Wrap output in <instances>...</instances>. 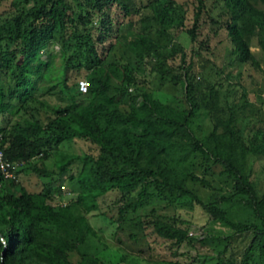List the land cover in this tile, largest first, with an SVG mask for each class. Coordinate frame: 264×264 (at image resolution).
I'll use <instances>...</instances> for the list:
<instances>
[{
	"label": "trees",
	"instance_id": "16d2710c",
	"mask_svg": "<svg viewBox=\"0 0 264 264\" xmlns=\"http://www.w3.org/2000/svg\"><path fill=\"white\" fill-rule=\"evenodd\" d=\"M114 1L123 16H137L139 28L130 21L131 34L118 33L99 52L98 44L112 34L106 10ZM253 1L264 6V0ZM172 3L154 0L130 11L121 0H12L6 13L0 14V75L8 70L13 75L12 85H0V113L8 99L17 98L24 115L18 114L14 125L0 126V150L10 162H26L15 179L5 180L0 173V264H180L129 254L95 231L86 215L99 211L108 194L114 195L110 208L116 211L109 223L119 230H135L132 239L150 229L176 248L184 243L207 247L209 253L201 264H264V191L260 194L251 174L237 165L248 156L264 158V116L260 110L259 122L242 126L238 115L249 102L238 81L240 70L233 83L227 76L228 87L236 89L239 101L235 103L229 90L220 94L221 85L198 89L195 72V57L209 50V27L214 36L225 34L236 66L260 71L251 48L264 55V10L251 0H196L186 25V12ZM55 35L62 43L59 67L64 77L52 83L53 88L61 86L55 92L59 101L70 98L64 106L61 102L49 106L34 96L41 92L26 90L33 83L28 74L35 67L36 84L44 82L45 69L55 67L53 53L35 57L54 43ZM179 35L188 38L189 52L177 42ZM119 42L126 51L121 55L115 51ZM125 54L138 66L179 84L187 108H170L152 92L130 91L144 84V78ZM18 55L23 59L18 60ZM175 63L178 71L173 73ZM79 68L86 72L83 79L89 84L85 94L78 92L79 81L70 84L69 76ZM199 112L212 123L202 138L194 130ZM74 140L85 142L87 150L78 155L54 154L56 147ZM51 159L53 169L45 164ZM216 165L231 182L228 191L213 189L206 179ZM21 171L53 182L30 193L17 181ZM56 182H66L75 199L54 204ZM191 183L209 188L212 194L203 200ZM153 196L167 207L198 208L234 234L249 233L250 243L233 259L228 255L229 237L190 236L187 221L175 215L166 220L156 215L155 207L129 218L149 205ZM86 245L93 252L84 251Z\"/></svg>",
	"mask_w": 264,
	"mask_h": 264
},
{
	"label": "rangeland",
	"instance_id": "374dc122",
	"mask_svg": "<svg viewBox=\"0 0 264 264\" xmlns=\"http://www.w3.org/2000/svg\"><path fill=\"white\" fill-rule=\"evenodd\" d=\"M12 0H0V14H5L6 11L10 7V3ZM94 1V0H92ZM154 0H121L122 3L126 4L130 11H133L140 6H147L150 2ZM172 4L175 8L180 11L186 12V21L185 24L188 25V21L190 20V15L192 13L194 3L196 0H172ZM253 5L256 8L264 10V6L258 2L251 0ZM210 3V1H209ZM108 9L106 13L109 18V24L111 26V33L107 36L105 42L103 44H98V50L101 52L102 50L108 47V44L115 39V36L118 33H127L130 35L131 33L128 31V24L130 21L137 23V16L133 13V17L129 18L125 15L123 16V11L119 7L117 3L110 2L108 4ZM219 9H215L214 16L218 14ZM134 28H139L138 24L134 25ZM119 31V32H118ZM206 33L209 34V43L207 44L209 50L207 52L201 51V54H198L195 57L196 66L195 72L197 73V86L198 89H204L206 84H216L221 85L220 94H225L228 90L232 92L230 94L231 102L235 103L237 100L236 89L232 87H228L230 84L227 81V76L230 75V82H235L234 80L237 72L240 70V78L238 79L241 87L246 91L247 101L249 102V107L240 113L239 119H241L242 126H250L256 122H259L262 118V108L264 105V55L258 51L257 48H251V51L255 54L259 61L260 71L254 70L251 66L245 65L244 67H238L234 64V57L230 53V47L228 44V40H226L225 34L219 32L218 35L214 36L213 32L209 29H206ZM154 35V32L151 33ZM54 43L49 44V47L45 52H41L37 54L35 57L45 58L47 53H53L56 56L54 66L45 69L42 72V76H44V82L36 81L37 72L36 67L28 74V79L32 80L31 86L27 87L26 90H37V95H34L41 102L48 104L49 106L56 105L60 103L57 94L61 90V86L53 88L52 81L59 82L63 79L64 74L62 68L59 67L61 63V59L59 57L60 48L62 47V43L59 41V35L54 36ZM177 42L181 44V46L187 51H190V44L188 38L184 35H179ZM116 53L121 55L122 52H125V48L121 42L116 43ZM200 51V50H199ZM124 54V53H123ZM130 59V63L133 68L139 72L140 75L144 78V84H141L137 89L130 87V91L134 92L135 90L139 91H147L152 92L153 97L158 99L160 102L165 104L170 108L175 109H185L187 105L184 99V92L182 87L178 85H173L169 82L167 78H163L160 75L152 72L149 68H143V66H138L133 58L128 54H125V59ZM126 59V60H127ZM170 64V63H169ZM172 72L176 73L178 71V64H171ZM139 69V70H138ZM11 70H8L5 74L0 75V85L8 86L12 85L13 75L11 74ZM86 72L79 68L73 70L71 75L70 84L74 86L76 81L84 80ZM233 80V81H231ZM37 85V86H36ZM230 88V89H228ZM51 90L53 93L51 96L47 95V91ZM58 92L55 94V92ZM140 91V92H141ZM50 92V91H49ZM65 95V94H63ZM263 102V103H262ZM70 103V98H65L64 101L61 102V105H67ZM261 110V113H260ZM22 115V112L19 110V100L17 98H10L3 105V112L0 113V126L9 127L14 125L19 120V115ZM212 127V123L209 118H207L203 112H199L197 117L194 120V130L195 134L198 138H202L206 135ZM87 150V144L82 140H74L72 142H65L55 148L54 154L65 151L73 154H81ZM49 168L53 169V159L47 161L45 163ZM237 165L241 169V171L250 173L252 179L257 183L258 192L261 194L264 191V158L262 157H254L248 156L247 159L238 160ZM222 167L220 165L213 166L211 170H209L208 176L206 177L208 183H210L213 189L222 188L228 191L231 187V182L223 175H221ZM69 174V172L67 173ZM197 175L200 177L201 173L198 172ZM55 177V176H54ZM53 177V178H54ZM17 181L20 186L24 187L30 193H38L42 191L43 187L46 186L49 180L48 178H44L41 176H37L31 172L21 171L17 174ZM53 182V181H51ZM55 185V195L53 196V203L58 205H66L69 202L75 199L74 194L69 192L68 186L66 182H56L53 183ZM190 188L203 200H206L210 194H212V190L209 188L203 187L198 183H191ZM154 190H150L149 194H154ZM136 194H133L135 197ZM114 200V195H107L104 198L103 202L100 203V209L96 212H91L86 215V220L88 224L98 233L102 235V237L107 240L109 243L119 246L124 249L129 254L138 255L142 258H146L148 260H167V261H178L180 264H201L203 262V257L209 253L207 247L200 246V244L191 243L189 245L182 244L179 248H176L169 242H165L164 240L156 237L152 234L151 230L146 229L144 232V236L142 234H137L136 239H132L130 234L134 233L135 230L126 228L124 231L119 230L116 225H112L109 223L108 218L114 216L116 211L110 208L112 205V201ZM144 209L138 210L136 213L129 216L135 217L138 215H143L151 210L152 207H155L156 215H163L166 217V220L171 219L172 216H176L184 221L189 223V235L201 238L204 236H214V237H229L230 238V247L228 255L231 258L240 257L244 252L245 248L249 245L251 240V235L247 234H234L233 230L229 227L219 223L214 222L211 217L204 214L198 208H189V207H167L165 206L166 202L161 200L160 197H151L149 202ZM100 214H105L106 217H102ZM84 251L93 252V248L89 245L83 247Z\"/></svg>",
	"mask_w": 264,
	"mask_h": 264
},
{
	"label": "built area",
	"instance_id": "2783aa9c",
	"mask_svg": "<svg viewBox=\"0 0 264 264\" xmlns=\"http://www.w3.org/2000/svg\"><path fill=\"white\" fill-rule=\"evenodd\" d=\"M22 55H18V60H22ZM89 88V84L86 80H80L78 82V92L81 94L87 93ZM262 114L264 116V106L262 108ZM26 162L20 161V162H10L4 158V153L2 150H0V173L3 176L5 180H12L15 179V173L20 170Z\"/></svg>",
	"mask_w": 264,
	"mask_h": 264
},
{
	"label": "clouds",
	"instance_id": "9594fccd",
	"mask_svg": "<svg viewBox=\"0 0 264 264\" xmlns=\"http://www.w3.org/2000/svg\"><path fill=\"white\" fill-rule=\"evenodd\" d=\"M7 246V243L5 242V247Z\"/></svg>",
	"mask_w": 264,
	"mask_h": 264
}]
</instances>
